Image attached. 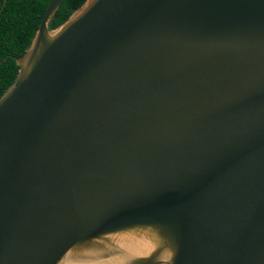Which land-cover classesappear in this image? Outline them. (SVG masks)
Segmentation results:
<instances>
[{"label":"water","instance_id":"obj_1","mask_svg":"<svg viewBox=\"0 0 264 264\" xmlns=\"http://www.w3.org/2000/svg\"><path fill=\"white\" fill-rule=\"evenodd\" d=\"M62 1L0 97V264H264V0Z\"/></svg>","mask_w":264,"mask_h":264},{"label":"trees","instance_id":"obj_2","mask_svg":"<svg viewBox=\"0 0 264 264\" xmlns=\"http://www.w3.org/2000/svg\"><path fill=\"white\" fill-rule=\"evenodd\" d=\"M51 0H0V97L14 82L20 58L28 48ZM85 0H63L49 22L63 24Z\"/></svg>","mask_w":264,"mask_h":264}]
</instances>
